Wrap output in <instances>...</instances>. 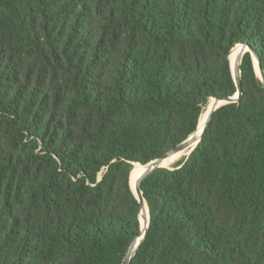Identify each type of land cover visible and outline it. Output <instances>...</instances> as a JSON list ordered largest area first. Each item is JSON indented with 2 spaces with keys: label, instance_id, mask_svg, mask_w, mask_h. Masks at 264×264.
I'll return each instance as SVG.
<instances>
[{
  "label": "trees",
  "instance_id": "1",
  "mask_svg": "<svg viewBox=\"0 0 264 264\" xmlns=\"http://www.w3.org/2000/svg\"><path fill=\"white\" fill-rule=\"evenodd\" d=\"M241 43L264 69V0H0V264H121L134 163L235 93ZM240 66V100L143 179L130 264H264V86Z\"/></svg>",
  "mask_w": 264,
  "mask_h": 264
},
{
  "label": "water",
  "instance_id": "2",
  "mask_svg": "<svg viewBox=\"0 0 264 264\" xmlns=\"http://www.w3.org/2000/svg\"><path fill=\"white\" fill-rule=\"evenodd\" d=\"M238 45L240 47V53L238 55V64L236 66L232 67L231 63H230V57H229L230 69H231L232 77H233V80H234L235 86H236L235 93L233 95H230V96H217V97L212 98V101L210 103V107L207 110L205 121L203 123L202 128L200 129V131L198 133H196L198 130V127H197L196 130L194 132H192L186 139H184L176 147L169 150L168 152H166L161 157H158L154 160H151L145 164L134 163V166L130 172L129 183H130V187H131V190H132L134 196L136 197L137 201L140 204V212H139L140 233L130 243V245H129V247H128V249H127V251L123 257L121 264H130L131 259L134 256L137 248L139 247L142 240L144 239V236L146 234V231H147V228L149 225V209H148L147 203L143 197V193H142V189H141V183H142L143 179L149 173H151L153 170H155L157 168H162V167L172 168L171 166H165L164 165L165 160L167 158H169L170 156H172L173 154L184 151V150H189V152H188V154H189L195 148V146L198 144V142L200 141L202 133L204 132L208 122L210 121L213 112L217 108H219L220 106H222L224 104L233 103V102H237L240 100V97L242 94L241 66H240V64H241L242 57L246 52H249L251 54L253 65L255 68V72H256L257 76L260 78V80L264 86V69L260 65L259 58H258L257 54L255 53L254 49L249 44H246V43H241ZM135 165H139L142 169H141V171L136 173L133 177ZM142 219H143V221H142Z\"/></svg>",
  "mask_w": 264,
  "mask_h": 264
},
{
  "label": "bare ground",
  "instance_id": "3",
  "mask_svg": "<svg viewBox=\"0 0 264 264\" xmlns=\"http://www.w3.org/2000/svg\"><path fill=\"white\" fill-rule=\"evenodd\" d=\"M240 53V47L239 45L235 46L234 48H232L231 52H230V63H231V66L234 67L238 64V55ZM211 99V98H210ZM212 99L208 102L207 106L205 107V110L203 112L201 116V119L199 118V122H198V130L196 133H198L200 131V129L202 128L203 126V123L205 121V117H206V114H207V110L208 108L210 107V103H211ZM185 151H189V150H184V151H181V152H178V153H175L173 154L172 156H170L169 158H167L165 160V166H171L177 159L178 155L185 152ZM175 164V163H174ZM141 167L139 165H135V168H134V173H133V177L136 173H138L139 171H141ZM143 221V219H142Z\"/></svg>",
  "mask_w": 264,
  "mask_h": 264
},
{
  "label": "rangeland",
  "instance_id": "4",
  "mask_svg": "<svg viewBox=\"0 0 264 264\" xmlns=\"http://www.w3.org/2000/svg\"><path fill=\"white\" fill-rule=\"evenodd\" d=\"M204 110H205V108H204ZM204 110H203V112H204ZM202 114H203V113H202ZM186 154H188L187 151H185V152L179 154L178 157H177V159H176V161H175L174 163H176L182 155H186ZM174 163H173V165H174ZM171 166H172V165H171Z\"/></svg>",
  "mask_w": 264,
  "mask_h": 264
}]
</instances>
